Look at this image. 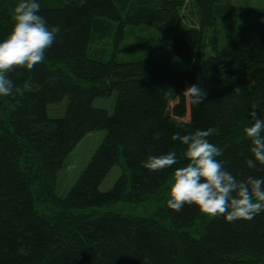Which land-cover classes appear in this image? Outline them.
<instances>
[{
  "label": "trees",
  "instance_id": "obj_1",
  "mask_svg": "<svg viewBox=\"0 0 264 264\" xmlns=\"http://www.w3.org/2000/svg\"><path fill=\"white\" fill-rule=\"evenodd\" d=\"M37 2L48 26L60 32L42 63L8 74L16 87L27 85L24 95L0 96V264H264V212L227 222L195 205L180 212L167 207L174 171L188 163L186 146L171 140L177 132L216 128L208 139L221 149L224 168L240 181L264 179V165L245 163L254 157L243 131L254 123L252 110L264 119V8L220 0ZM186 3L198 22L180 27ZM244 19L257 21L236 29ZM13 24L12 13L0 7V42ZM156 24H173L172 34L136 36L145 55L117 57L127 26ZM193 84L207 93L199 105L183 96ZM113 91L111 113L93 106ZM63 98V115L50 117L47 106ZM186 115L184 124L177 120ZM100 129V144L58 196L64 159L86 133ZM170 152L178 160L172 167L142 166L149 156ZM113 167L119 174L102 190ZM154 197L148 216L98 212Z\"/></svg>",
  "mask_w": 264,
  "mask_h": 264
},
{
  "label": "clouds",
  "instance_id": "obj_2",
  "mask_svg": "<svg viewBox=\"0 0 264 264\" xmlns=\"http://www.w3.org/2000/svg\"><path fill=\"white\" fill-rule=\"evenodd\" d=\"M41 5L37 0H18L12 13L13 27L7 38L0 42V96L15 98L23 96L27 85L18 88L9 78V73L18 68L32 70L45 59V52L56 40L60 27H49L46 19L39 14ZM237 95L241 88L234 89ZM183 96L192 104H201L207 96L199 85L188 86ZM16 104H11L13 110ZM251 126L244 128L251 141L250 152L254 159H247L246 165L254 169L257 162L264 165V119L257 118ZM217 131L211 127L196 130L190 134L179 132L171 136L186 146L184 157L188 163L176 168L169 189L167 207L180 212L185 205H195L202 214L223 217L227 222L250 221L264 212V179L248 176L244 180L227 171L217 159L222 151L208 139ZM177 154L170 152L159 156H149L142 166L158 172L177 164Z\"/></svg>",
  "mask_w": 264,
  "mask_h": 264
},
{
  "label": "rangeland",
  "instance_id": "obj_3",
  "mask_svg": "<svg viewBox=\"0 0 264 264\" xmlns=\"http://www.w3.org/2000/svg\"><path fill=\"white\" fill-rule=\"evenodd\" d=\"M220 1L228 5H247L249 7H254L257 9L264 8V0H220ZM12 2L13 0H0V7L3 6L7 8L10 11V13H13V8L10 6ZM186 5L188 6V3H186ZM187 6L185 8H187ZM182 12H183L182 20L185 22L181 23L180 27L197 25L198 15L195 11L194 6H191V4H189L188 9L182 10ZM255 21L257 20H253V19L240 20L238 24L236 25V29H239L244 24H249ZM222 25H223V17L218 16L216 29L217 31H219L218 37H219L221 44H223L224 42ZM173 29H174L173 24L171 25L156 24L153 26L141 25L137 27L127 26L125 28L124 38L117 49V57L120 59H124V60L143 57L145 55L144 49L138 46L136 42V36L152 35V36L157 37L164 33L172 34ZM106 41L109 44L108 49H107V52H109L111 40L106 39ZM208 52H209L208 50H204L202 52V58L205 57L208 54ZM115 98H116V91H113L110 95L106 97L95 98L93 100V106L104 108L106 109L107 112L111 113L114 102H115ZM66 102H67V98H63L57 104H49L47 106V114L50 117H57V116L63 115ZM170 110H171V107L168 108V111H167V115L169 117H171ZM187 117L188 116L186 115L185 117L179 118L177 120L181 122L182 124H184L187 121ZM104 133L105 132L102 129L94 130V131L86 133L76 143V145L70 151V153L66 156V158L63 161V166L58 173V178L56 182L55 191L58 194V196H61V197L65 196L66 192L71 187V185L74 183L80 171L87 164L89 158L91 157V155L93 154L97 146L100 144L104 136ZM118 174H119L118 167H113L112 170L109 172V174L104 179V181L102 182L100 188L102 190H106L107 188H109ZM156 204H157V201H156V198L154 197L140 204L118 202L116 204H112L110 206L104 207L98 212L100 213V212H104L108 210V211H113V212L129 214L132 216H135V215L148 216L151 214Z\"/></svg>",
  "mask_w": 264,
  "mask_h": 264
}]
</instances>
